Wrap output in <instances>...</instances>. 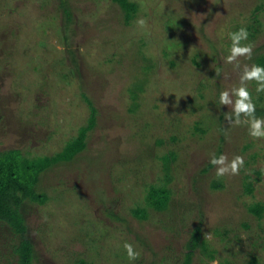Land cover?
Listing matches in <instances>:
<instances>
[{
  "label": "rangeland",
  "instance_id": "1",
  "mask_svg": "<svg viewBox=\"0 0 264 264\" xmlns=\"http://www.w3.org/2000/svg\"><path fill=\"white\" fill-rule=\"evenodd\" d=\"M32 1L0 0V151L16 148L26 157L65 155L78 148L74 138L80 137L83 143L87 140V151L96 150L86 155L101 156L102 163L92 172L83 155L74 170L58 174L62 180L51 177L46 204L26 207V230L18 231L25 232L20 237L11 236L0 222V264H16L10 253L18 238L33 249V264L35 259L39 264H70L77 258L89 264H179L196 226L200 235L189 250L190 264H210L216 258L220 264H240L249 254L264 264V216L247 211L264 208V140L251 138L246 125H229L224 116L231 108L219 103L222 91L239 86L240 72L230 65L234 73L201 99L191 84L196 76L189 73L194 68L190 62L185 59L181 74L172 75L161 59L171 33L181 32L182 39L187 35L194 40L197 53L204 52L203 76L216 83L218 67L229 54L224 35L246 22L254 0H216L220 4L213 9L209 0H134L139 10L121 31L120 12L106 8V0H64L73 6L74 24L65 32L70 48L62 40L58 0ZM166 11L181 13L198 32L177 30L178 23ZM257 14L262 21V12ZM139 18L147 21V28L137 26ZM202 34L213 40L212 50ZM257 41H264L263 34ZM138 45L141 54L155 59L146 80L140 77L145 72L141 66L129 78L111 60L122 50L137 52ZM240 62L244 65L245 59ZM247 86L263 104L264 92L256 95L255 82ZM81 94L95 109L93 136V129L87 133L88 102ZM172 136L176 143L169 141ZM157 138L161 144L155 146ZM169 150L176 153L178 164L169 165L166 180L162 160L169 161ZM136 151L143 153L140 160L131 159ZM212 154L229 160L242 156L244 167L237 176L218 178L211 166L199 177ZM29 168L20 162V177ZM195 176L199 179L193 185ZM154 188L168 196L160 211L150 202ZM138 211L143 215L133 216ZM126 242L141 253L139 259L129 261Z\"/></svg>",
  "mask_w": 264,
  "mask_h": 264
},
{
  "label": "trees",
  "instance_id": "2",
  "mask_svg": "<svg viewBox=\"0 0 264 264\" xmlns=\"http://www.w3.org/2000/svg\"><path fill=\"white\" fill-rule=\"evenodd\" d=\"M33 1H32V4L36 5L37 4V2H35L36 0H33ZM67 1L58 0V11H59L60 23H62L63 34H64L62 36V40L64 42L65 47H69V41H68V38L66 37L68 33H65V32L67 29H69L70 25L74 24V20H73L74 18L70 15V10L73 9V6H71V4H69ZM257 1H258L257 5H255L256 0H254V5L252 1L250 2V5L252 6V8L249 10V12L251 15L246 19V22L244 24H235L234 26L230 27L228 33L236 32L241 27L246 28L249 33V36H248V40L245 41L244 43H251L254 46V48H253L252 59L251 60L245 59V64H248L249 66H251L252 64H255V65L264 67V50H263L264 41L256 45V43L258 42L257 38L260 37L261 34H263L264 36V20H263L264 19V0H257ZM216 2H217L216 0H209L208 1L209 8L213 9V7H215V4L216 5L220 4V2H217V3ZM206 3L207 2H205L204 4L206 5ZM103 4L106 5V8L114 7L117 10H119L120 14H119V19H118V24H119V28H121L120 31L132 23V21L134 20V16H136L135 13H137L139 10L138 3L134 0H108V1L106 0V2ZM45 8L46 7H44L43 5H39V9H45ZM172 12H175V11H166L165 13H168L167 15H170V17H172L173 20H175L178 23L177 26L175 25V28L177 30L181 28H189L190 31H192L193 33L194 31L198 32L199 29H197L195 24L189 23L181 13H178V12L172 13ZM258 12H262V16H263L262 21H259L257 17ZM200 23L202 24V22ZM171 29L172 28H170L169 30ZM70 31L74 33L73 29H71ZM182 35H181V32H179V35H175L171 33L170 35L171 39L167 41V43L170 44L169 47L168 48L162 47L161 49V59L165 60L168 63V66L171 69L172 75H173V71L174 73H177V71H179V73L181 74L180 70H183L182 67L185 64L184 61L185 59H187L190 62V65L194 67L193 72L192 70L190 71L189 69V73L192 74V76L193 75L196 76L195 80L192 81L191 84L194 87V91L196 92V94L199 95V98L203 99L204 97L203 93H206V91H208L212 85L213 87H219L220 86L219 84L222 83L226 77H228L229 72L233 74L234 70L230 68V64L225 63V65L221 64L218 67L219 74L217 75L218 80L216 81V83L214 81H211L209 75H207V77H204L203 67H200V64L202 63V60H203L202 58L204 56V52L199 51V53H197L194 40H192L191 37L187 35H186V38L183 37L182 39ZM224 36L228 37V34L226 33ZM201 39L205 43L208 50L213 49L212 44L214 42L212 39L205 37L203 34L201 35ZM227 39L229 42H227L224 45V49L225 48L230 49L231 47V41L229 38ZM189 44H191L190 48H188ZM141 46L142 45H138L139 50H137V52L135 53H133V51L129 49L122 50L118 54L115 53L113 55L114 58H112L111 60L116 62L115 65H119V67L123 66L122 70L125 69V72H127L126 76L129 78L130 77L135 78V75H132V72L136 70L138 71L139 66H141L143 70H145V72L144 73L142 72L140 77L144 75L145 80H146L149 76V70H151L152 68H155L156 64H155L154 57L145 56L144 54H141V51H142L140 50ZM67 53L71 54V51L68 50ZM226 53L228 52L227 51L223 52V54H226ZM200 56H201V59L199 58ZM211 57H212V54H210V56L207 55L206 58L211 59ZM69 61H71L75 67L76 62L74 61L72 56L69 57ZM241 67H243V65H241ZM238 71L240 72V70ZM209 74H211V72ZM64 78L65 80L68 79L66 77ZM174 85H176V87L178 86L177 83H175ZM142 87H143V84L138 86L135 90H140ZM259 94L256 93V95H259ZM81 97L84 100V102H88L87 103L88 105L87 109L89 111L88 120H89V123L91 124L90 125L91 127L87 129V133H88L95 127V119H94L95 109L93 108L91 101L86 99V96L84 94H81ZM206 98L208 99V97ZM252 98L256 106V113H255L256 116L258 118H264V103L259 104L258 102L261 99V97L257 96V99H256V97L252 95ZM131 99H133L134 101L133 97ZM128 111H133V110L129 108ZM222 117L223 116L221 114H218L217 120L219 119L221 120ZM196 126H197V123H196ZM176 127H178V124H175L173 126L174 129ZM197 130H202L203 132L204 131L206 132L204 128L200 129L198 127ZM218 131L221 133V127L218 128ZM93 132H94V129L92 131V136H93ZM74 140L78 142L79 144L78 148L73 149L72 150L73 152L70 154L65 153V155L64 154L60 155L59 152H56L52 155L47 154L42 157H37L36 154L32 157L31 156L26 157V156H22L21 151L16 148L12 150H7V151H0V222L8 226V231L11 233L10 234L11 236L13 235L16 238V234L17 235L19 234L18 233L19 230L21 231L26 230V227L23 224L24 223L23 213H25L27 209L26 207L28 206L39 207V206L46 204V202L48 201V196L46 195V186L48 187V181L51 179V177H55L56 179H58L59 178L58 174H60L61 171L74 170L72 168L73 164H77L81 160L84 161L85 159L84 156L86 157V164L92 170V172H95V168L98 162L102 163L100 161L101 156L94 157L96 150L95 151L86 150L88 148L87 140H86V143L85 142L83 143L82 138L80 139V137L74 138ZM169 141L176 143L177 139L176 137L172 136L170 137ZM85 144L87 148L85 147ZM160 144H161V140L157 138L154 141V145L157 146ZM61 151H63V148L61 149ZM86 153H94V154L89 155L88 157ZM141 154H143L141 151L133 152L131 154L132 155L131 159L140 160ZM167 156L170 157L169 161L162 160V163L164 165V170H166L164 174L166 177V180H169V175H168L169 165L178 164L177 163L178 161H177L176 153L171 150L168 151ZM20 162H25L30 167L28 169V174L25 178L20 177V172H19ZM211 166L212 165L210 163L207 164L205 168L199 171L198 176L201 177V175L204 172H206L208 169L209 170L211 169ZM173 167L177 168V165ZM199 177L197 176L192 177L191 181L193 185H196L198 183ZM45 180L46 182H44ZM58 180H62V179H58ZM154 189L152 191H155V192L152 194V201L150 202L154 203L156 205L154 207L160 211L166 207L168 196L165 195L163 192H161L160 189L158 188L155 190ZM247 211L253 216H258V215L260 217L264 216L263 207L252 206L248 208ZM132 212L134 213L135 211H132ZM138 215H143V212L138 211L137 214L136 213L133 214V216H136V217ZM41 229H44L43 226L41 227ZM22 233L21 235H23L25 232L23 234ZM21 235L19 234L18 236L20 237ZM199 235L200 234H199L198 226L194 227L193 230L190 231V235L185 244V249L188 251L184 253L182 260L179 264H190V259L192 255L189 252V250L190 248H193L194 243L197 240ZM145 253L147 254V252ZM10 254L13 256L16 264H33V258L35 257L34 256L35 254H33V249L30 248L29 243H27L25 240L21 238H18L17 242L14 243L12 252ZM147 257H148V254H147ZM147 257L145 260H147L146 262H149L150 259H148ZM35 262L39 264L38 260L36 259H35ZM70 262H71L70 264H89L79 258H77L76 260L71 259ZM148 264H154V263H148ZM240 264H257V259L254 258L251 254H249L247 258Z\"/></svg>",
  "mask_w": 264,
  "mask_h": 264
},
{
  "label": "clouds",
  "instance_id": "3",
  "mask_svg": "<svg viewBox=\"0 0 264 264\" xmlns=\"http://www.w3.org/2000/svg\"><path fill=\"white\" fill-rule=\"evenodd\" d=\"M141 29L147 28V21L139 18L135 22ZM249 33L246 28L241 27L236 32L228 33L231 41L229 54L224 58L226 64L233 65L235 69L240 70L239 86L226 89L219 95L221 106L231 108V113H227L224 119L231 126H247L248 134L254 140H264V118L256 116V106L253 102L252 94L248 90V83L255 82L256 93L264 92V67L252 64H244L241 67V58L252 59L254 46L251 43H244L248 40ZM164 109L166 105H161ZM210 164L215 167L216 177L237 176L244 167V158L236 155L231 160L226 155L217 157L212 154ZM210 238V237H209ZM123 248L129 261H135L140 258L141 253L135 249L131 243H124ZM210 264H220V259H213Z\"/></svg>",
  "mask_w": 264,
  "mask_h": 264
}]
</instances>
